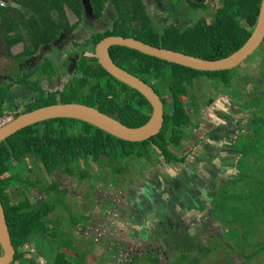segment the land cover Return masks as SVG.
I'll return each instance as SVG.
<instances>
[{"label": "trees", "instance_id": "trees-1", "mask_svg": "<svg viewBox=\"0 0 264 264\" xmlns=\"http://www.w3.org/2000/svg\"><path fill=\"white\" fill-rule=\"evenodd\" d=\"M186 1L190 2V0ZM219 1L224 5L223 8L215 12V20L212 24L208 25L204 19H200L193 28L189 29L187 25L196 20H193L191 14H188L186 21L167 31L156 26L151 20L144 0H90V5L98 16L102 15L104 8L108 5L117 17V20L113 23V32L96 35L93 38V44L96 46L108 37H122L135 39L155 48L171 50L203 60L218 61L226 59L239 51L252 36L262 0ZM0 3L4 6H0V43L2 45L0 47L4 50L7 59L17 62H21L24 57L35 55L40 46L51 44L58 38L62 30L68 29L69 25L66 19L68 9L76 17H81L84 8L83 0H0ZM182 4L183 0H177V3L171 8V15L176 21L181 15L177 8ZM194 5L197 9L204 7L199 3ZM243 23H246L250 30L246 31L245 27L242 26ZM21 42L25 43V46L23 45L24 50L21 54L14 56L11 49L19 44L22 45ZM262 47H264V42ZM110 56L119 68L141 79L159 95L165 108L164 127L157 136L149 140L128 142L86 122L58 118L22 129L0 142V201L3 204L6 224L8 225V217L14 218L16 222L15 244L19 242L18 240L25 239L26 230L34 233L31 238L41 239V224L39 222V208L41 207L36 205L35 209L31 211L37 216L31 218L30 222L26 221V215L23 212L14 217L16 214L13 215L8 210L9 207L6 208L5 199H7V194L5 187L12 182L6 178L5 173L12 164H19L13 167L17 170L24 168L23 161L25 160L31 164L38 161L42 167L45 166L44 169L50 176L54 170L64 166L60 161L76 159L78 162L81 159L89 158L95 161L102 172L109 169V172L116 175L118 168H121L119 167L120 160L128 158L127 171L131 161L135 163V161L144 158L149 163L147 158L150 157L152 150L155 151V154H159V157H162L164 161H168L169 164L175 160L173 155L170 154L171 149L169 146H179L184 139L182 136L184 129L189 124H193L190 122V115L187 113L185 106L186 99H195L194 96L189 94V89L192 88L191 82L199 77H207L215 90L221 86L222 88L230 87L231 78L228 76V72H197L121 47L110 49ZM93 61L95 62L94 66L88 67L87 62L79 66L77 75L81 74L82 76L80 78L76 77L75 81L76 96L79 101L73 99L71 94L66 93L62 104H81L96 108L129 127H140L146 124L150 120L153 111L147 100L137 91L110 76L99 65L97 58ZM42 71L45 74L48 73L50 77L54 75L51 68L44 67ZM8 73L5 74L4 79H6ZM15 79L17 84L25 85L20 74H17ZM190 83L191 85H189ZM5 85L6 83L3 82L0 87ZM184 97L185 99H183ZM170 98L171 100H169ZM35 99V105L32 106L30 111L56 104L52 101L44 102L41 96H36ZM81 99H87L88 102L80 101ZM6 100L7 95L0 93V115L4 113L1 108ZM212 102L213 100L209 102V106L212 105ZM254 121L253 119L251 126ZM75 128L81 129V131L76 132L73 130ZM69 129L72 130L69 131ZM241 150L240 162H245L242 157L249 156L251 150H253V144L249 147L247 141H243ZM14 159H17L20 163H16ZM155 159L160 162L159 158ZM141 163L145 165V163ZM150 165L155 166L154 163ZM72 168H78V165ZM123 170L121 168L122 173ZM15 183L23 186L33 184L32 182H25L19 175H17ZM22 207L20 205V208ZM28 215L29 213H27V217ZM242 216V224L245 225L248 217L245 214ZM226 223L231 227L234 221ZM231 231H234L233 227L228 233ZM191 250L193 249H188V251ZM184 256L187 255L184 254ZM14 257L15 260L19 261V264H31V261L27 262L20 254H16ZM68 260H70L69 256L63 253L57 257L56 262L58 261L57 264H68ZM188 260L190 259L183 258L182 264Z\"/></svg>", "mask_w": 264, "mask_h": 264}, {"label": "flooded vegetation", "instance_id": "flooded-vegetation-1", "mask_svg": "<svg viewBox=\"0 0 264 264\" xmlns=\"http://www.w3.org/2000/svg\"><path fill=\"white\" fill-rule=\"evenodd\" d=\"M161 1L163 0H144V3L146 9H148L152 5H156L157 9L164 10L163 3ZM173 5L174 4H172V6ZM115 15V12L113 13L107 7L104 8L101 16L95 14L93 7L88 11L83 8L81 17L75 16L78 21L73 25L69 24L67 18V23L69 25L68 29L62 30L59 33L58 38L51 44H44L40 46L38 52L35 55L24 57L21 62L12 60L10 71L14 70L15 67L14 72H10L6 79L0 77V84L1 81L5 82L9 88L7 93L8 97L6 100L7 106L3 105L1 108V111L4 112L3 115L7 114L8 116H10L12 121L19 115L30 112L32 106L35 105V98L39 93L42 94L44 102L52 101L56 103L55 105H62V100L65 94L69 93V91H72L71 89L67 90V88L69 82L73 78L77 77V72L80 64L83 65L87 62L88 67L95 65L93 59L96 58L95 49L97 45L94 46L93 42H90L91 39L95 38V36L99 34L105 35L106 33L113 32L114 19L117 18ZM150 18L154 22V18L151 16ZM154 24L158 26L157 23L154 22ZM96 30H101L103 32H96ZM79 34L83 35V37L86 39L85 42L87 44L90 42V45L93 46L91 47L92 52L90 50L91 48H88L87 45H83L81 47V51L76 50L75 45H79ZM21 46L22 51L14 56H17L23 52L24 47L23 45ZM53 51L59 52L61 57L55 56ZM46 61H48V63L45 64V67L51 68V71L53 72L52 74L54 75L50 77L48 73L45 74L42 71L44 77L42 80L39 79V82L37 83V85L41 84L39 85V87L41 88L39 93L35 92L30 87H27L28 85L26 83L25 85L16 83V74L19 73L20 75H26L32 73ZM36 80L37 78L34 77V81ZM230 87H232V80L230 82ZM23 94H25V96H23ZM218 102L219 103H217L216 105L210 106H214L212 108V110H215L214 119L218 120V123L214 122V126L211 129H209V125L207 127L198 125L199 129L203 130L202 133L206 134L202 137L203 140L200 144L197 143L196 145H194L192 151H190L192 144L190 142H184L185 146L182 152V156L185 159L182 158L171 168H154L149 170L148 172H140L137 177L138 180H132L134 184L131 183L128 189L125 188L122 190L121 197H112L111 203H115L112 204L109 208L113 212L131 211L137 217L138 213L135 209V206L137 205L139 210H142L143 200L145 201L146 199H149V197L151 196V193H149V187H152L155 188L154 190L156 194L158 192L160 193V190H163L162 195L166 192L170 194L171 198L174 195V197L181 202L183 210H188L191 217H194L196 220L200 219V222L198 220V222L193 223L189 220L188 216L180 218L165 216V218L160 212L156 217L157 222H155V224L153 225L155 230L157 231L156 233L145 231L147 227H142L141 232L143 233V235L152 234L150 241L146 242L144 246L146 248L150 247V253L156 252V254L161 259L163 258L167 260L168 257H171V255L168 256V250L172 251L173 248L175 249L178 246L177 237L180 235L174 237L173 233L178 232L179 234H181L182 230L184 229L186 232L185 234H188L190 236L195 235V237H201L202 235H208L209 237V235L215 236L216 233L222 232L220 223H222L223 225L224 223L220 221V218L216 217L214 214V209L216 206L214 201L216 197V188L228 184L232 180L233 176H235L236 168L238 167L237 165L239 164L242 156L240 155V153H238L235 147L234 141L236 136L239 137L240 135H242L241 139L249 136H245L246 134H240L243 131V128L241 131H238L240 122L237 120V118L241 114H243V118H245L244 115L246 112L243 113L242 110L235 108L232 105L231 101L227 98H222ZM7 110H10V112H6ZM251 113V111L246 113L249 116L252 115L250 122L244 125V127L248 129L253 122L254 117L256 116V113ZM209 122L210 125H212V122ZM71 130L72 129H69V131ZM73 130L76 132L81 131V129L78 128H75ZM214 134L218 135V142L212 140V135ZM186 137L189 138V136L185 134L184 138ZM196 137L197 134L194 131L192 134V138ZM187 149L188 154H186ZM203 150L204 153L200 154L201 151L203 152ZM198 152L201 158L197 155ZM236 152L239 156H236ZM14 160L16 161V163H20L17 159ZM60 162L63 163V167L65 168H63L62 166L61 168H57L48 177L44 173V171H46L43 169L45 166L42 167V165L38 161H34V164H31L30 162H26L25 160L23 161L24 168H19L17 170H15L13 167L19 164H12L10 167H8V170L5 173L6 178L9 179L10 182H12L8 183L5 187V191L7 194V199H5L6 208L8 209L9 207L8 210H10L13 215L16 214L14 217L19 216V213L23 212L26 215V221L30 222L31 218L37 216L31 211L35 209L36 205L41 207L39 208V222L41 224V242L39 246H37V244L35 243V239L31 238L34 233L29 232V230L25 231V239L23 238L22 240H18L19 242L15 244V236L17 234L16 222L14 221V218L8 217L7 227L11 239V244L14 249L13 259L10 264H19V261L14 259V256L16 254L22 255L23 259L27 260V262L31 261V256L28 257L29 249L31 248L35 250V253L37 255H40V258H43L44 263L41 264H51L54 262L57 264V257L59 255L61 256L64 251L63 245L60 244L61 236L58 233V229H61L62 224L66 225L68 232L71 233L70 235L74 240H76L77 238L73 235V231L76 234H78L79 232V234H81L80 239L84 241L87 249H93L94 247L92 241L93 237L90 238L89 234L93 233L95 228V218L94 216L92 217V213L95 210V193L94 191H91V187H93L95 181V161L86 158L81 159L78 162L76 159H66ZM84 164L85 166L82 169V166ZM77 165L78 168H72ZM217 165L219 166V168L217 167ZM184 166H193L192 168L194 169V171L192 170V172H189L191 173L190 179L184 181V184L182 186L180 185L182 182L179 179H177V183H171L170 185V183H168L169 181L164 176L165 173H167L168 171H177L179 167L183 168ZM195 167L202 168L203 174L205 175L203 181L200 180L198 176L193 174L195 173ZM230 167H232V170L230 169ZM186 170L187 167L184 169V171L187 173ZM78 171L80 173H78ZM17 175L21 176L25 180V182H32L33 184H27L28 186L16 184L15 180L17 179ZM44 181H47L45 182L47 183V190L41 189V184ZM188 192L193 193V195L191 196L193 199H195V201L190 200V198L188 197ZM79 197L81 198V203ZM188 198L189 200H186ZM153 201L155 204L150 205L151 207H153V209H160L163 207V205L158 202L157 197H153ZM20 205H22L23 207L20 208ZM63 206L65 207V209L69 208L72 215H77V213H82L81 215H83L84 213H86L87 216L90 217H87L88 219L85 221L82 220L81 222L75 224L74 222H72L71 218L67 216L66 212L62 210ZM103 208L104 207L102 206V209ZM143 209L145 208L143 207ZM27 213H29L28 217ZM64 217H66L68 220H65ZM161 218H164V220H162ZM217 222L219 223L221 228L218 226ZM178 223H180L181 227L178 225ZM158 232H161V235L156 236ZM122 236V240L123 238H126V234H123V231ZM116 240L117 242H119V237H116ZM54 242L56 243L55 249L53 247ZM43 245L44 249L42 250ZM78 245L82 246L80 244ZM46 247L52 250V257L54 259V261L52 262H48L46 260L47 254L44 251ZM125 247L127 246H124L123 249ZM53 252H55V254H53ZM143 252L144 251L135 253L131 251V253H134L135 255H140ZM78 253L79 254H77L78 256L76 259L83 260L84 262V259H82V257H79L80 252ZM68 256L69 258H75L71 255V252ZM68 262H71V258L70 260H68ZM30 263L33 264L32 262Z\"/></svg>", "mask_w": 264, "mask_h": 264}, {"label": "rangeland", "instance_id": "rangeland-1", "mask_svg": "<svg viewBox=\"0 0 264 264\" xmlns=\"http://www.w3.org/2000/svg\"><path fill=\"white\" fill-rule=\"evenodd\" d=\"M161 2L163 3L164 10L157 9L156 5H152L147 9V11L150 13L149 15L154 18V22L157 23L160 28L167 31L186 21L188 19V14H191L193 20H196L187 25V28L189 29L193 28L200 19H204L205 23L208 25L212 24L215 20V12L223 8L224 5L219 0H190V2L183 0V4L177 8L181 15L176 21V19L171 15V8L172 4L177 3V0H163ZM195 3L204 5V7L197 9L194 5ZM107 8L110 9V6H107ZM67 18L70 25H73L78 21L69 9L67 10L66 19ZM116 20L117 19L115 18L114 21ZM19 22H21V20H19ZM242 26L245 27L246 31L250 30L246 23H243ZM98 31L103 32L101 30H96V32ZM14 34L16 35V33ZM26 37L25 39H27ZM85 40L86 39L83 35L79 34V45H75L76 50L81 51V47L83 45H87L88 48L93 47L90 45V42H93V39H91L88 44ZM21 43L25 46L24 42ZM90 50L92 52V48ZM21 51V44L11 49V53L13 54H18ZM53 52L55 56L61 57L59 52ZM47 63L48 61L44 62L32 73L21 75L22 81L28 85L27 87H30L37 93L41 90L39 87L41 84L37 85V83L39 82V79H43L44 74L42 73V69ZM11 66L12 60L5 57L4 50L0 47V77L4 78L5 74L8 72V74H10V72H14L15 67L14 70L9 71ZM81 76V74L77 75L78 78ZM228 76L232 80V87H228L227 89L222 88L221 86L215 90L213 84L210 82V79L207 77H199L197 80L191 82L192 88L189 89V94L194 96L195 99H186L185 106L187 113L190 115V122L193 124H189V126L184 129L182 134L183 138L185 134L188 135L189 138H184L179 146H169L171 149L170 154H172L175 158L172 163L168 164V161H164L162 157H159V154H155V151L152 150L150 152V157L147 158L149 163L144 158L137 161L134 160L135 163L131 161L127 171L126 168H128V158L120 160L119 167L124 170L122 173L121 168H118L116 175L111 174L109 169L102 172L95 164V181L93 187H91V191H94L95 193V210L92 213V217L94 216L95 218V228L94 232L89 234L90 238L93 237L92 241L95 246L93 249H87L84 241L80 239L81 234H79V232L76 234L73 231V235L77 238L74 240L70 235L71 233L68 232L66 225L62 224L61 229H58V233L61 236L60 244L66 247L63 248L64 250H67L63 251V253L68 256L71 252V255L75 257H70L71 262H68V264H162L163 262L165 264H182L183 258L190 259L186 263L183 261L184 264H264V47H261L259 51H257L237 69L229 71ZM34 77L37 78L36 81H34ZM75 81L76 78H73L69 82L67 90L71 89L72 91H69V93L72 94V98L79 101L76 96L77 89ZM191 83L189 85H191ZM8 90L9 88L7 85L0 87V93L4 95L6 94L7 97ZM23 96H25V94H23ZM38 96L42 97V94L39 93ZM222 98L230 100L232 105L235 108L242 110L243 113H248L250 111L252 113H256L254 124L252 126L250 125L249 129L244 127V125L250 122L252 115L249 116L245 113V118H243V114L239 115L237 118L240 122L238 131H241L243 128V131L240 134H246L245 136L249 137L241 139L242 135L239 137L236 136L234 141L236 150L241 155V143L243 141H247L249 147L253 144V150H251L248 157H242L245 162H239L237 165L238 167L236 168L235 176H233L232 180L228 184L221 186L216 190V197L214 199L216 206L214 214L216 217H219L221 221L224 219V225L226 226L224 231L216 233L215 236L209 235L206 240L199 239L195 237V235L178 236V246L176 247V252L173 254L174 259L169 263L166 262L165 259L163 262L160 261L161 258L156 254V252L155 254L150 253L151 249L144 250V252L140 255L132 256L133 254L131 253L125 255L123 245L119 244L115 237V221H111V214L119 213L113 212L109 208L115 203H111L112 197H121L122 190L125 188L128 189L131 183L134 184L132 180L137 179L140 172H148L154 168H171L174 164H177L178 161L183 158L182 152L185 146L184 142H190L192 144L190 151L193 150L194 145L197 143L200 144L203 140L202 137L206 133H202L203 130L199 129V126L203 125L207 127L209 125V129H211L214 126V122L218 123V120L214 119L215 110H212L214 106L210 107L209 102L213 100L212 105H216ZM183 99H185V97ZM169 100H171V98ZM80 101L88 102L87 99H81ZM169 103L170 102L168 101V104ZM209 121L212 122V125H210ZM194 131L197 134L196 138H192ZM217 137V134L212 135V140L218 142L219 138ZM163 138L165 139V136ZM187 152L188 149L186 150V154H188ZM235 154L236 156H239L237 152ZM155 158H159L160 162H157ZM141 162L145 163V165H142ZM152 163H154L155 166L150 165ZM84 166L85 164L82 166V169ZM44 173L47 177L49 176L47 171H44ZM45 182L47 181H44L41 184L42 190L48 189L46 188L47 183ZM191 195H193V193L188 192L190 200L195 201ZM189 198L186 200H189ZM79 200L81 203L80 197ZM145 204V207H148V204ZM102 206L104 207L103 209ZM62 210L66 212L67 216L71 218L72 222L75 224L81 222L82 220L85 221L88 219L87 217H90L87 216L86 213L83 215H81L82 213L72 215L70 213V209H65L64 206L62 207ZM105 212H108V214L106 215ZM243 214L248 217L245 225L242 224ZM64 219L68 220L66 217H64ZM228 221H234L233 226L229 227L226 223ZM232 227L234 231L228 233ZM36 239L35 243L39 246L41 239ZM55 244L56 243L54 242V249ZM78 244L82 246H79ZM189 248L193 250L188 251ZM43 249L44 245L42 247V250ZM44 251L47 254L46 260L48 262L54 261L52 257V250L46 247ZM78 252H80L79 257H82L84 262L83 260L76 259L78 256L77 254H79ZM184 254L187 256H184ZM29 256H31L30 260L33 264L44 263L43 258H40V255H37L35 250L32 248L29 249L28 257Z\"/></svg>", "mask_w": 264, "mask_h": 264}, {"label": "water", "instance_id": "water-1", "mask_svg": "<svg viewBox=\"0 0 264 264\" xmlns=\"http://www.w3.org/2000/svg\"><path fill=\"white\" fill-rule=\"evenodd\" d=\"M85 10H91L90 0H83ZM264 42V0H262L260 13L256 27L250 39L236 53L226 59L218 61H208L174 52L166 49H159L146 45L135 39H125L122 37H108L102 40L95 49V55L99 65L115 80L123 85L140 93L150 104L152 115L150 120L140 127H129L108 114L96 108L81 104H58L44 107L19 115L11 122L0 128V142L14 135L22 129L36 125L38 123L58 119L68 118L86 122L118 139L128 142H144L157 136L165 122V108L159 95L139 78L131 75L119 68L110 56V49L121 47L139 52L148 57L159 59L171 64H175L193 71L202 73H221L237 69L249 58H251L262 47ZM7 106L6 102L4 104ZM6 112H10L7 110ZM143 200V207L146 209L148 203ZM135 206V205H134ZM137 213L145 217V212L135 206ZM146 220L145 218H142ZM0 264H10L13 259L14 249L11 244L8 227L6 224L4 209L0 201Z\"/></svg>", "mask_w": 264, "mask_h": 264}, {"label": "crops", "instance_id": "crops-1", "mask_svg": "<svg viewBox=\"0 0 264 264\" xmlns=\"http://www.w3.org/2000/svg\"><path fill=\"white\" fill-rule=\"evenodd\" d=\"M13 55H16V54H13ZM2 83L3 82L1 81V84L0 85H2ZM202 153H204V152L201 151L200 154H202ZM197 155L200 156L199 155V152L197 153ZM200 158H201V156H200ZM186 167H187V170H186L187 173L184 171V169ZM192 167L191 166H184L183 168L182 167H179L177 171H168L167 173H165L164 176L169 181L168 183H170V185H171V183L172 184L177 183V179H179L182 182L180 184L182 186L184 184L183 183L184 181H187V180L190 179L191 173H189V172H192V170L194 171V169ZM217 167L219 168L218 165H217ZM230 169L232 170V167H230ZM193 174H195L196 176H198L199 179L202 180V181L205 178L204 177L205 175L203 174L202 168H200V167H198V168L195 167V173H193ZM199 175L202 176V177H200ZM228 181H230V180H228ZM151 188L152 187H149V193H151L150 194L151 196L147 200L148 201V203H147L148 204L147 205L148 207H146V209H143V205H142V212L143 213L145 212L146 220L142 219V218H145V217L141 216L142 214L140 215L138 213L139 216L136 214L137 215V217H136L135 214H133L131 211L119 212L117 214H111L112 220L111 219L110 220L111 221H115V227H114V229H115L114 230L115 231V236L116 237H119V239H120L118 243L119 244H122L123 247L124 246H127V247H125L123 249L125 255L130 254L131 251L136 253V252H142L144 250H148L150 248V247L146 248L144 245H145L146 242H149L150 241V239L152 237V234H150V235L149 234H144L143 235V233L141 232V230H142V227L144 226V227H147V229H145V231H149L150 233H156L157 231L155 230V228H154L153 225L155 224V222H157V220H156L157 218L156 217H157V215L160 212L162 213V215L164 217L165 216H168V217L173 216V217H176V218H180V217H186V216H188L189 220L192 221L193 223L198 222V220L200 222V219L196 220L194 217H191V215L188 212V210H183L182 209L183 207L181 205V202L179 200H177L174 197V195L172 196V198L170 197V194L168 192H166L165 194L162 195L163 190H160V193L158 192L156 194V192L154 190L155 188H152V189ZM153 197H157L158 198V202L163 205L162 208H160V209L154 208L153 209V207L150 206V205H154L155 204L154 201H153ZM105 214L107 215L108 212H105ZM161 219L164 220V218H161ZM222 222L224 223V219H223ZM139 225H141V226H139ZM178 225L180 226V223H178ZM220 225L223 228L222 231H224V228L226 226L223 225L222 223H220ZM220 225L218 223V226L219 227H220ZM199 228H202V227H199ZM159 230H160V227H159ZM122 231H123V234H126V238H123V240H122V237H123L122 236ZM162 233H163V231H162ZM185 233L186 232L183 229L181 234H179L178 232H176V233H173V236L174 237H177L178 235H180V236L181 235H188V234H185ZM158 235H161V232H158L156 236H158ZM207 237H208V235H202L201 237L198 236L197 238L206 240ZM174 252H176V248L175 249L173 248L172 251L168 250V256L171 255V257H168V259L166 260V262L169 263V262H172L173 261V259H174L173 254H174ZM151 253L155 254V252H151ZM131 254H133L132 256L135 255L134 253H131ZM160 260L163 261L164 259L162 258Z\"/></svg>", "mask_w": 264, "mask_h": 264}, {"label": "built area", "instance_id": "built-area-1", "mask_svg": "<svg viewBox=\"0 0 264 264\" xmlns=\"http://www.w3.org/2000/svg\"><path fill=\"white\" fill-rule=\"evenodd\" d=\"M0 6L4 7L2 3H0ZM9 122H11V117L10 116H8L7 114H4V115L0 116V128L5 126Z\"/></svg>", "mask_w": 264, "mask_h": 264}]
</instances>
